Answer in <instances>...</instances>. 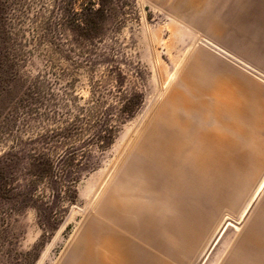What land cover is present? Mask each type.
<instances>
[{
	"label": "rangeland",
	"instance_id": "374dc122",
	"mask_svg": "<svg viewBox=\"0 0 264 264\" xmlns=\"http://www.w3.org/2000/svg\"><path fill=\"white\" fill-rule=\"evenodd\" d=\"M178 1L118 0L89 45L58 26L75 0H0V264L66 263L198 54L246 77L264 110V0H199L196 17L225 31L196 29L170 10ZM257 130L244 195L222 207L196 264H222L264 205V186L251 202L264 179Z\"/></svg>",
	"mask_w": 264,
	"mask_h": 264
},
{
	"label": "bare ground",
	"instance_id": "6f19581e",
	"mask_svg": "<svg viewBox=\"0 0 264 264\" xmlns=\"http://www.w3.org/2000/svg\"><path fill=\"white\" fill-rule=\"evenodd\" d=\"M198 2L179 0L170 10L196 29L213 24L215 31H225L213 17L197 18ZM205 58L198 54L193 60L181 86L143 140H137L138 151L120 177L119 191L110 194L103 206L110 225L96 223L87 231L75 249L79 264H155L150 248L162 256L192 254L200 228L207 227L202 226L212 212L206 203L228 205L244 195L250 149L261 145L257 129L262 130L264 110L255 103L246 77ZM250 127L256 130L252 135ZM236 150L242 152L236 155ZM109 184L102 187L96 204ZM263 186L264 179L251 202Z\"/></svg>",
	"mask_w": 264,
	"mask_h": 264
},
{
	"label": "crops",
	"instance_id": "0c3cea01",
	"mask_svg": "<svg viewBox=\"0 0 264 264\" xmlns=\"http://www.w3.org/2000/svg\"><path fill=\"white\" fill-rule=\"evenodd\" d=\"M127 166L123 169L122 173L127 169ZM122 173H121V175H122ZM121 175H120V177H121ZM120 177L115 182L114 186L110 189V192L108 193L107 197L105 199H102L101 203L97 206V209H96V211H97L96 214L97 215L92 217V219L88 222L87 226L82 231V233H81V235H80V237L78 239L79 241L77 240V242L73 246V248L71 250V253L69 255V258H68V260L66 261L65 264H79L80 263V259L81 258H77L75 256V253H76L75 249L77 248L78 245H80L84 241L85 234L87 233V231L92 226H94V225L96 226L99 223H101L103 225H108V226L110 225L108 223V221L106 220V218H105V213H104L105 211L103 210L104 209L103 206L105 204V201L110 196V194H116L119 191V188H120L119 187ZM115 190H116V192H115ZM209 205L210 204H208V202H207L206 203V208H207V210L209 212H211V210H212V212L208 214V217H210V218L207 217L208 220H205L204 221V225L202 226V227H206V226L207 227L206 228H200V230L202 231L201 232L202 236L201 235L199 236L200 240L198 239V241H199V242H197L198 245L196 244L197 246L195 247V251L192 252V254H190V253H187V254H184V255L183 254H178V255L176 254L178 256V258L174 254H173V256L171 255L172 257L171 256H164V255L162 256V254H160L157 251L152 250V248H150L149 249L150 260L155 262V264H190L191 262H194V264H196L197 260L200 257V254H201V248H202V246H203V244L205 242H208L209 238L210 239L212 238V233H213L212 232V227L214 225V222L216 221V219H217L222 207L225 206V205H223V206L222 205L213 206L215 204H212V206H209ZM214 210H215V212H214ZM213 212H214V214H213ZM259 212L257 214V218L258 219L256 218V220L253 221L251 223V225L249 226L250 228H248L246 231H244L242 233V236L240 237V239L235 241L234 248L230 251V253H229L230 255H228V257L222 262V264H264V246H263V244H264V240H263L264 239V237H263L264 236V226H263L264 225V217H263V215H264V205L261 206ZM260 219H261V221H260ZM205 224H207V225H205ZM247 234H248V236H247ZM250 234H251V236H250ZM144 242H147V241H144ZM148 243H150V242H148ZM179 255H180V257H179ZM188 256L189 257L191 256V257L189 258ZM182 259H184V260H182ZM174 260H176V261L174 262ZM177 261H179V263ZM180 261L182 263H180Z\"/></svg>",
	"mask_w": 264,
	"mask_h": 264
},
{
	"label": "trees",
	"instance_id": "16d2710c",
	"mask_svg": "<svg viewBox=\"0 0 264 264\" xmlns=\"http://www.w3.org/2000/svg\"><path fill=\"white\" fill-rule=\"evenodd\" d=\"M72 18L61 20L60 28L70 27L80 38L86 40L89 45L96 44L103 37L104 25L119 16L122 8L118 0H75ZM131 118L126 115L123 121ZM103 147H109L114 142L113 132L109 136L101 138Z\"/></svg>",
	"mask_w": 264,
	"mask_h": 264
}]
</instances>
